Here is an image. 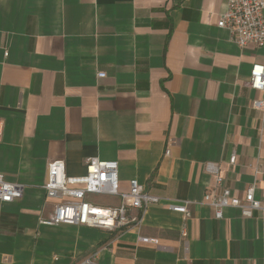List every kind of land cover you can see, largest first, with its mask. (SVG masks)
<instances>
[{"label": "crops", "instance_id": "1", "mask_svg": "<svg viewBox=\"0 0 264 264\" xmlns=\"http://www.w3.org/2000/svg\"><path fill=\"white\" fill-rule=\"evenodd\" d=\"M224 8L0 0V172L23 184L19 199L0 202V264H85L93 252L94 264H264V210L245 217L228 206L217 219L203 202L215 188L210 162L233 195L253 184L264 203V110L252 106L264 92L247 84L264 45L239 47L217 26ZM88 157L116 160L121 190L136 179L160 197L138 226L39 223L55 201L42 188L47 163L62 159L80 175ZM182 200L185 236L182 214L166 207Z\"/></svg>", "mask_w": 264, "mask_h": 264}, {"label": "built area", "instance_id": "2", "mask_svg": "<svg viewBox=\"0 0 264 264\" xmlns=\"http://www.w3.org/2000/svg\"><path fill=\"white\" fill-rule=\"evenodd\" d=\"M264 1L263 0H225V8L218 15L217 26L226 29L232 40L244 47L252 44L264 45ZM99 77L104 73L99 72ZM248 86L256 91L264 92V64L254 63L249 71ZM252 106L264 110V98L252 101ZM3 133V123L0 120V138ZM169 155V148L165 149ZM235 155L229 157L233 164ZM205 170L215 177V188L206 191L203 202L213 209L214 217L222 218L223 209L228 206L237 207L245 217L252 216L254 210H264V203L254 196V185H249L242 197L235 196L230 189L222 184V175L214 163H206ZM45 181L42 185L45 196L55 199L51 212L40 216L39 223L54 225L59 223L85 225L107 231L121 230L138 226L145 209L150 204L160 202V197L144 190L136 179L129 181L128 189L119 187L118 162L116 160L88 157L85 161V172L80 175H70L65 170L62 159H54L46 165ZM23 184L8 181L0 172V202L10 203L21 197ZM90 195L118 197L116 205L101 203L91 199ZM189 200L174 201L166 204L172 211L182 214L183 223L181 235H186L185 219L189 216ZM133 210L139 211L133 213ZM138 240L145 243H157V238L139 236ZM97 253L84 257L82 263L94 264ZM79 264V263H72Z\"/></svg>", "mask_w": 264, "mask_h": 264}, {"label": "rangeland", "instance_id": "3", "mask_svg": "<svg viewBox=\"0 0 264 264\" xmlns=\"http://www.w3.org/2000/svg\"><path fill=\"white\" fill-rule=\"evenodd\" d=\"M90 198L95 200H100V199L105 200V197H101L99 195H90Z\"/></svg>", "mask_w": 264, "mask_h": 264}]
</instances>
